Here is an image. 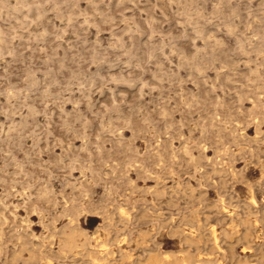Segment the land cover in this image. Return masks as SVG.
Here are the masks:
<instances>
[{"label": "rangeland", "instance_id": "rangeland-1", "mask_svg": "<svg viewBox=\"0 0 264 264\" xmlns=\"http://www.w3.org/2000/svg\"><path fill=\"white\" fill-rule=\"evenodd\" d=\"M20 1L0 264H264V0Z\"/></svg>", "mask_w": 264, "mask_h": 264}, {"label": "bare ground", "instance_id": "bare-ground-1", "mask_svg": "<svg viewBox=\"0 0 264 264\" xmlns=\"http://www.w3.org/2000/svg\"><path fill=\"white\" fill-rule=\"evenodd\" d=\"M3 1V0H2ZM23 1V0H22ZM22 1H20V2H22ZM118 1V0H117ZM24 2V1H23ZM26 2V1H25ZM0 3H1V0H0ZM97 3V2H96ZM22 4V3H21ZM29 4V3H28ZM27 4V5H28ZM16 5V4H15ZM26 5V6H27ZM18 7V6H17ZM21 6H19V8H20ZM37 7H39L40 8V6H37ZM42 7V6H41ZM13 8L14 9H16V10H18L19 8H15L14 6H13ZM25 8H27V7H25ZM20 9H22V8H20ZM220 9V8H219ZM186 10V9H185ZM184 10V11H185ZM234 10V9H233ZM21 11V10H20ZM189 11V10H188ZM186 12V11H185ZM189 13H191V12H189ZM239 13V12H238ZM190 15V14H189ZM90 16V15H89ZM194 16V15H193ZM192 18V17H191ZM155 19V18H154ZM193 19V18H192ZM71 20H72V16H71ZM195 21V20H194ZM196 22H197V20H196ZM229 24H231L232 25V23H229ZM233 26V25H232ZM194 27V26H193ZM130 28V27H129ZM198 28V27H197ZM199 29V28H198ZM202 29V28H201ZM204 29V28H203ZM231 29V28H230ZM233 29V28H232ZM200 30V29H199ZM201 31V30H200ZM229 31H231V30H229ZM200 33V32H199ZM203 33H204V31H203ZM46 34V33H45ZM41 35V34H40ZM200 35H202L201 33H200ZM208 35V34H207ZM46 36V35H45ZM44 37V36H43ZM1 38V37H0ZM211 38V37H210ZM2 41H3V39H2ZM216 43V42H215ZM217 44V43H216ZM244 45V44H243ZM242 45V46H243ZM243 49H244V47H242ZM241 48V49H242ZM152 49V48H151ZM240 49V48H239ZM243 49L241 50V51H243ZM137 50V49H136ZM199 51V50H198ZM197 52V51H196ZM208 52V51H207ZM258 52V51H257ZM260 52V51H259ZM244 53V52H243ZM245 53H246V51H245ZM248 54V53H247ZM200 55H202V54H200ZM155 56V55H154ZM186 57V56H185ZM194 57V56H193ZM201 57V56H200ZM94 58V57H93ZM129 58V57H128ZM195 58V57H194ZM51 59V58H50ZM131 59V58H130ZM188 59V58H187ZM196 59V58H195ZM197 60V59H196ZM140 61V60H139ZM188 61V60H187ZM190 61V60H189ZM188 61V62H189ZM193 61V60H192ZM194 62V61H193ZM63 63V62H62ZM190 63H192L191 61H190ZM195 64H196V61L194 62ZM198 63V62H197ZM199 64V63H198ZM203 64V63H202ZM192 65V64H191ZM194 65V64H193ZM204 65V64H203ZM98 66V65H97ZM199 66V65H198ZM200 67H201V65H200ZM196 68H197V66H196ZM198 69V68H197ZM256 69V68H255ZM254 69V70H255ZM259 68H257V70H258ZM200 70V69H199ZM201 70H202V68H201ZM256 70V71H257ZM201 73V72H200ZM221 73V72H220ZM223 73V72H222ZM257 74V73H256ZM259 75V74H258ZM261 75V74H260ZM116 77V76H115ZM121 77V76H120ZM123 77V76H122ZM119 78V77H118ZM134 79V78H133ZM119 80H120V78H119ZM124 80V79H123ZM53 83V82H52ZM55 83V82H54ZM83 84V83H82ZM131 84V83H130ZM148 84V83H147ZM55 85V84H54ZM81 86V85H80ZM116 86V85H115ZM22 88V87H21ZM80 88V87H79ZM36 89V88H35ZM21 91V90H20ZM84 92V91H83ZM56 94V93H55ZM88 96V95H87ZM57 97V96H56ZM64 98V97H63ZM8 99V98H7ZM163 108V107H162ZM34 110V109H33ZM33 114V113H32ZM251 116V115H250ZM14 122V121H13ZM104 127V126H103ZM111 129H113V128H111ZM15 133V132H14ZM13 135V134H12ZM10 136V135H9ZM19 136V135H18ZM23 144V143H22ZM95 144V143H94ZM238 145V144H237ZM74 160V159H73ZM99 160V159H98ZM236 169V168H235ZM195 170V169H194ZM173 173V172H172ZM52 176V175H51ZM4 180V179H3ZM5 181V180H4ZM12 181V180H11ZM13 181H15V180H13ZM133 183V182H132ZM79 187V186H78ZM45 188H46V186H45ZM191 188V187H190ZM38 189H40V187L38 188ZM47 189V188H46ZM37 190V189H36ZM49 190V189H48ZM43 191V190H42ZM53 191V190H52ZM87 191V190H86ZM45 192H47V191H45ZM45 192H44V194H45ZM50 193V192H49ZM159 193V192H158ZM162 193V192H161ZM41 195V194H40ZM47 195H48V193H47ZM250 199V198H249ZM252 199V198H251ZM53 202V201H52ZM156 205V204H155ZM77 207V206H76ZM64 211H65V213L68 215V214H70L69 212H68V208H65L64 209ZM120 212V211H119ZM59 214V213H58ZM156 214V213H155ZM143 215V214H142ZM56 218V217H55ZM130 218V217H129ZM121 219V218H120ZM249 220V219H248ZM6 221V216L3 214V215H1L0 214V248H1V250H3L4 251V248H5V243H6V241L4 240V227H3V222H5ZM69 223V222H68ZM73 224V223H72ZM71 225V224H70ZM69 225V226H70ZM181 225V224H180ZM65 226H67V225H65ZM72 226H74V225H72ZM71 226V227H72ZM214 226V225H213ZM15 229H16V227H14ZM18 228V227H17ZM74 228V227H73ZM147 230V229H146ZM63 233H65V234H67V232L66 231H62ZM69 232V231H68ZM84 232V231H83ZM149 233V232H148ZM69 234V233H68ZM186 234V233H185ZM246 234V233H245ZM18 239H20L21 238V231L20 230H15V234H14ZM187 235V234H186ZM251 235V234H250ZM88 236V235H87ZM85 237V236H84ZM23 238V237H22ZM68 238V237H67ZM72 238V237H71ZM73 239V238H72ZM185 239V238H184ZM215 239V238H214ZM245 239V238H244ZM85 241L83 242V246L86 248V249H89V247H90V239L88 238V237H86V239H84ZM252 242V241H251ZM43 243V242H42ZM75 244H77V243H75ZM252 244H253V242H252ZM23 245V244H22ZM82 245V244H81ZM45 247V246H44ZM72 247H73V245L71 244V242L70 241H68L67 239H65L63 242H62V249H65V250H70V252H71V249H72ZM15 248V247H14ZM21 249V248H20ZM32 251V250H31ZM54 251V250H53ZM92 251H93V249H92ZM179 251H180V249H179ZM188 251V250H187ZM91 252V251H90ZM139 252V251H138ZM234 252V251H233ZM16 255H17V253H18V249L16 250ZM43 253V252H42ZM69 253V252H68ZM184 253V252H183ZM188 253V252H187ZM95 254V253H94ZM186 254V253H185ZM154 255V254H153ZM33 256V255H32ZM96 256V255H95ZM103 256V255H102ZM186 256H188V255H186ZM191 256V255H190ZM16 257V256H15ZM44 257H47V256H42V258H44ZM19 258V257H18ZM21 258V257H20ZM99 258V257H98ZM184 258V257H183ZM182 258V259H183ZM16 259V258H15ZM100 259H102V258H100ZM105 259H106V257H105ZM152 259V258H151ZM188 259H189V257H188ZM187 259V260H188ZM245 259V258H244ZM46 260V259H45ZM153 260V259H152ZM166 260V259H165ZM183 260H185V259H183ZM190 260V259H189ZM116 261V260H115ZM161 261V260H160ZM176 261V260H175ZM179 261V260H178ZM182 261V260H181ZM18 262V261H17ZM154 262H155V260H154ZM162 262V261H161ZM177 262V261H176ZM186 262V261H185ZM152 264H153V261L151 262ZM37 264H38V262H37ZM96 264H98L97 262H96ZM156 264V263H155ZM160 264V263H159ZM164 264H165V262H164ZM167 264V263H166ZM175 264V263H174ZM177 264V263H176Z\"/></svg>", "mask_w": 264, "mask_h": 264}]
</instances>
